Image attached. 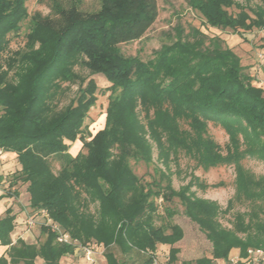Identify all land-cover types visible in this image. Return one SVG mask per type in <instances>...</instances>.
<instances>
[{
	"label": "trees",
	"instance_id": "1",
	"mask_svg": "<svg viewBox=\"0 0 264 264\" xmlns=\"http://www.w3.org/2000/svg\"><path fill=\"white\" fill-rule=\"evenodd\" d=\"M187 1L207 26L234 32L264 29V0L254 5ZM25 2L0 0V59L10 45L9 34L19 31L28 17ZM100 2L92 14L72 6L59 7L54 19L32 18L29 50L21 56L20 72L13 79L9 72H0V149L17 155L21 168L14 173V184H27L30 207L46 210L71 239L59 241V233L44 224L43 242L22 237L13 242L16 214L8 207L0 216V245L9 246L0 264H38V258L44 264H61L78 244L91 241L104 246L107 264H154L160 245L171 246L169 261L174 262L172 245L183 232L170 221L155 223L159 198L174 197L213 244L212 255L195 264L226 261L233 248L242 256L250 247L264 248V177L255 178L241 165L248 155L264 159V88L254 83L241 57L223 38L193 25L178 24L177 37L149 60L124 54L120 45L142 38L156 21L158 0ZM17 61L18 55L8 58L7 69ZM76 64L110 83L105 125L94 134L86 125L98 100L94 78L68 105L55 109L63 82L85 81L73 71ZM209 122L219 123L231 137L226 154L208 134ZM77 139L82 148L72 155L68 142ZM152 142L166 165L179 151L204 168L236 165L238 196L261 206L263 219L255 225L262 240L252 235L243 214L236 216L233 230L223 227L217 203L186 190L177 192L162 170L158 178L155 171L151 181L139 176L131 162H153ZM53 155L61 161L58 172L52 167ZM11 189L10 183L5 195L18 196V190ZM91 203L97 204L96 212H91ZM168 215L172 217L173 211L169 209ZM135 253L139 259L131 261Z\"/></svg>",
	"mask_w": 264,
	"mask_h": 264
},
{
	"label": "rangeland",
	"instance_id": "2",
	"mask_svg": "<svg viewBox=\"0 0 264 264\" xmlns=\"http://www.w3.org/2000/svg\"><path fill=\"white\" fill-rule=\"evenodd\" d=\"M245 4L250 2L254 5L261 3L262 0H236ZM76 7L78 11L83 14H92L96 12L100 6V0H26L25 7L28 11V17L21 22L20 30L9 34L11 38L8 49L2 54L0 63L3 65L2 71L9 72L10 78L13 79L16 72H20L19 64L21 63V56L24 51L29 50L28 34L30 32L31 19L37 16L50 17L52 19L59 16L58 11L60 8L68 9L70 7ZM159 15L156 21L148 29L145 35L135 41L123 43L120 45V50L126 55L139 56L143 60H149L154 57L155 51L162 48L164 44H169L177 37L175 34L178 24L184 26L193 25L201 28L204 32L214 35L217 34L225 40L228 46H230L240 57L243 59L242 64L246 68V72H250L246 64H251L252 61L247 63L248 59H244L247 55L255 56L259 62L260 55L264 57V29H254L251 31L234 32L230 28L218 29L212 26H207L202 18V15L197 10H194L187 0H158ZM18 53V54H17ZM21 53V54H19ZM18 55V61L14 64V67L7 69L6 61L8 58ZM249 61V60H248ZM260 64V63H259ZM250 66V65H249ZM73 71L79 74V78L82 80H75L74 82H63L60 90L57 92L55 99V109L60 110L74 100L79 92L81 86H85L87 81L94 78L98 84L97 96L98 100L96 105L93 106L89 112V116L86 119V125L88 130L93 134L99 129L103 128L106 120V108L108 105V96L110 91L107 90V86L110 83L105 79L102 74H93L90 69L81 64L73 66ZM184 127H187L183 124ZM208 134L218 142L223 149V153L226 154V146L232 145V139L227 131L219 123H208ZM240 141L242 149L247 146L243 143V135H240ZM70 144L69 152L72 155H76L82 148V141L77 139ZM153 145V162L146 163L144 161L134 162L131 164L135 172L141 176L145 181H151L156 171L157 178L159 177V170H162L172 182L173 188L177 192H184L194 195L196 198L212 201L217 203L221 208L218 220L221 225L228 229H234L236 222V216L243 214L246 223L252 225L250 232L252 235L259 237L262 240V236L258 234V229L255 223L263 219L261 213V206L259 203H253L240 198L238 193V169L236 165H220L209 168L199 166L194 158L185 153L179 151L177 155H172L171 161L168 165L164 164L162 160L158 158V152L155 143ZM86 151V150H84ZM52 167L55 172H58L61 168V161L55 155L50 157ZM0 164L5 165L4 175L0 181L1 187L7 191L9 184H12V191L18 190V196H14L16 202V213L19 218L23 220L25 225L22 229H17L14 233V240L18 239L20 232L26 241L35 244L41 243L45 239V235L41 232V226L46 223V217L41 211H35L30 207L27 184H14V173L19 170V161L16 154L11 156L3 153L0 150ZM242 168L247 172H250L255 178L264 177V159L258 154L248 155L241 160ZM167 181H162L165 185ZM188 190V191H187ZM159 216L155 218L157 225L163 222H173L181 228L183 236L180 240L172 245L174 252L172 255L175 257L174 262L169 261V253L171 246L160 245L157 250V264H182L183 261L192 262L203 256H211L213 250L212 242L207 238L205 232L200 228L199 224L191 218L185 210L184 204L178 197H174L171 200H162L159 198ZM97 204L91 203V212H96ZM173 211L172 217H169L168 210ZM257 214V216H255ZM242 238L247 237V233H238ZM264 246V245H263ZM78 249V246L76 247ZM239 248H233L230 252L234 253ZM240 250V249H239ZM101 252L97 255L95 264H106V258L104 256V246L99 248ZM76 257L73 258V264L76 259L80 258V250H78ZM118 256H121L120 252H117ZM233 255V254H232ZM68 256V255H67ZM139 259L138 254H134L131 257L132 260ZM38 264H44L43 259H37Z\"/></svg>",
	"mask_w": 264,
	"mask_h": 264
},
{
	"label": "built area",
	"instance_id": "3",
	"mask_svg": "<svg viewBox=\"0 0 264 264\" xmlns=\"http://www.w3.org/2000/svg\"><path fill=\"white\" fill-rule=\"evenodd\" d=\"M41 212L46 217V225L50 226L52 231L59 233L58 240L61 242H70L71 239L69 234L63 232L61 226L49 217L48 212L44 209L41 210ZM77 246L78 249L75 250L73 257H76L77 253L79 254L78 250H80L81 259H76L74 264H95L97 255L101 253L99 248L101 246L103 247L102 244L95 241L86 244H78ZM157 262L158 260L156 258L154 264H157ZM223 264H264V248L250 247L246 255L229 256L228 260L224 261Z\"/></svg>",
	"mask_w": 264,
	"mask_h": 264
},
{
	"label": "crops",
	"instance_id": "4",
	"mask_svg": "<svg viewBox=\"0 0 264 264\" xmlns=\"http://www.w3.org/2000/svg\"><path fill=\"white\" fill-rule=\"evenodd\" d=\"M244 59H248L249 60V61L248 60L246 61L247 63L252 61L251 64L250 63L246 64L248 66V68H249V71H250L249 73L255 78L254 83L257 86H261V87L264 88V57L262 55H260L259 62L257 61L258 59L255 56H252V55H247ZM242 61H243V59H242ZM1 151L3 153L7 154V156L8 155L11 156L12 154H16L14 152H6V151H3V150H1ZM5 165H1L0 164V175H1L0 181L3 178L4 170L6 169ZM20 168H21V165L19 163L18 169H20ZM5 193H6V191L0 185V216H3L5 214V211H6V209L8 207H12L13 208V213L16 214V219H15V228H14L11 236H12L13 242H15L16 240H14V233L16 232L17 229H22L25 225L23 224V220L20 219L19 215L16 213V208H15L16 202H15L14 196L13 197H8V196L5 195ZM26 193H27L28 199H29L30 196H29L28 191ZM19 234H20V236H18V238L22 236V232H20ZM8 247H9L8 245H0V256L3 255V254H6ZM75 250H76V247H75V249H74V251L72 253L67 254L68 256L67 255L64 256L62 258V260H61V264H73V258L72 257L74 256ZM235 255H240V250L239 249L235 250L234 253H231L230 256H235ZM223 263H224L223 260H217L216 261V264H223ZM106 264H107V260H106Z\"/></svg>",
	"mask_w": 264,
	"mask_h": 264
}]
</instances>
